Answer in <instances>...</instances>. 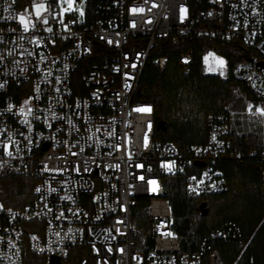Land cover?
Segmentation results:
<instances>
[{
  "label": "built area",
  "instance_id": "built-area-1",
  "mask_svg": "<svg viewBox=\"0 0 264 264\" xmlns=\"http://www.w3.org/2000/svg\"><path fill=\"white\" fill-rule=\"evenodd\" d=\"M133 7L145 11L132 14ZM93 10L92 22L87 13L82 22L74 13L66 15L63 24L59 16H49L52 33L41 23L25 33L15 19H4L21 13L18 0H0V129L12 132L20 148L15 159L0 151V179L31 175L37 180L33 201L25 207L0 200V264H27V246L41 259L33 264H55L54 259L63 264L75 248L77 264H222L213 245L239 239L240 229L227 224L212 230L198 252L181 253L166 184L169 177L186 175L191 194L228 190L221 159L227 153L243 156L231 150L230 116L210 114L206 142L178 146L155 139L154 106L138 101L137 93L147 65L164 70L169 63L167 56L151 59L154 48L198 36L232 42L241 56L230 66V77L264 99V0H94ZM194 58V50L187 49L178 64L189 72ZM29 97L31 131L18 115ZM248 154L264 164V145ZM167 162H173L172 171L162 167ZM153 180L158 187L149 183ZM66 196L71 199H61ZM141 200L149 215L143 244L134 239L133 225Z\"/></svg>",
  "mask_w": 264,
  "mask_h": 264
},
{
  "label": "trees",
  "instance_id": "trees-1",
  "mask_svg": "<svg viewBox=\"0 0 264 264\" xmlns=\"http://www.w3.org/2000/svg\"><path fill=\"white\" fill-rule=\"evenodd\" d=\"M20 8L30 6V0H18ZM94 0H89L87 17L96 19ZM193 49L195 58L188 73L179 66V56ZM213 51L228 61V69L241 54L232 42L208 40L204 37H186L179 45L170 43L156 47L151 59L167 56L169 63L164 70L153 64L147 65L137 93V100L154 106L156 123L155 139L171 140L178 146L187 143H205L207 118L212 113L229 115L237 93L248 91L245 85L235 82L229 75L226 79L207 73L202 65V56ZM82 71L75 74L81 79ZM251 97V93H249ZM159 122L167 123V130L157 129ZM231 150L243 154L241 158L229 153L221 159L223 175L229 183L226 192L220 194L194 195L187 191L186 175L167 179L166 198L172 210V228L179 240L181 253H196L205 236L212 230L227 224L240 229L241 237L232 241H218L213 245L222 264H264V164L249 152L264 145L254 134L235 135L230 132ZM34 176H7L0 179L1 202L8 207L23 208L34 198ZM134 239L145 243L149 230L147 203L141 200L133 214ZM32 229V228H31ZM75 248L71 260L63 264H77ZM41 260L27 246L24 261L33 264ZM69 262V263H68Z\"/></svg>",
  "mask_w": 264,
  "mask_h": 264
},
{
  "label": "snow or ice",
  "instance_id": "snow-or-ice-1",
  "mask_svg": "<svg viewBox=\"0 0 264 264\" xmlns=\"http://www.w3.org/2000/svg\"><path fill=\"white\" fill-rule=\"evenodd\" d=\"M13 2H15V0H13ZM215 2V0H214ZM241 4L245 3V0H240ZM76 3V0H55V7L59 8V12H57L55 15H53V13L50 11V8L52 7L47 0H31V4L29 8L25 9V13L26 14H19L16 17H5L4 19H15L16 23L22 28L23 32L27 33L29 31H33L36 28V24L37 23H41L44 26H46L44 28L45 31L52 33L53 29L52 27H47V25L49 24V16H52V19L55 20L57 16H59L61 19L59 20V22L61 24H63V16L67 13H71L74 11H78L79 15L81 17L84 16V10L83 7L80 8H74V5ZM66 5V6H65ZM156 5L153 4V7H155ZM233 7H237V5L233 4ZM5 11H8L7 8H5ZM145 11V9L143 7H133L132 9H130V12L132 14H137V13H143ZM187 9L185 8H181V13H182V18L183 15H186ZM47 14V15H46ZM253 14H257L256 13V9H253ZM209 15H211V13H209ZM233 20H236V17H232ZM74 22V21H73ZM146 23H151V20H147ZM135 22H132V27H135ZM238 26H239V21H237V27L234 30H238ZM244 27H247V21L244 22ZM64 29L67 31L68 30V26L64 25ZM12 31L14 32L15 29H12ZM50 43L54 44L55 41L52 40L50 41ZM108 43L111 44L112 41L108 40ZM23 54V53H22ZM29 55H31V53H29ZM209 55H212L211 53H209ZM4 57L0 56V60H3ZM205 62H207L208 57L206 56L205 58ZM53 63H55V61H53ZM218 63L220 66H224L226 64V62L222 59V58H218ZM65 67H67V65H65ZM133 68L136 67L135 64L132 65ZM39 70V69H37ZM21 72L25 71V69H20ZM49 75H51V73H49ZM45 80L48 79L47 76L44 77ZM59 78H57V83H59ZM4 84L0 83V88H3ZM36 93L40 92V87L39 85L36 86L35 89ZM55 91L59 92V89H55ZM35 99H39V95H36L34 97ZM33 97H29V100L24 101V106L20 107L19 111H18V115L19 117H21L22 119L20 120V123H22L23 125H27L29 128V131H31L32 129V124L30 122V120L27 118L28 116L32 115L33 113V109L31 106H29V101L32 100ZM13 105L9 104L8 106V112H12L13 109ZM27 108V110H26ZM253 109H255V111H253ZM141 109H137V111H140ZM247 110L249 112L250 115H259L261 117H264V106L261 105H251L249 104L247 106ZM14 115L16 113H13ZM54 115V114H53ZM37 119H39V117H36ZM45 122L47 123V120H45ZM49 127H51L52 125L49 123L48 124ZM97 131H99V129H97ZM6 134V139L4 138ZM22 135V134H21ZM27 139V137H25ZM92 137L90 136L89 139H91ZM212 140L215 141L216 140V136L215 134L212 136ZM31 140H28V143H31ZM145 146H147V140H145ZM13 149H15V152L13 151ZM0 151L3 152V154L11 159H15L16 158V154L19 153L20 148H19V144L18 142L13 139V133L8 131L7 128H2L0 129ZM73 155H76V153H72ZM2 163H0V167H2ZM139 167H142V165H138ZM162 167H165L166 169H168L169 171H172L173 168V162H167V163H162ZM77 171H79V169L77 168ZM142 178V177H141ZM193 180H195V177H192ZM150 184L158 187V184L156 181H149ZM200 183H203V181H200ZM156 187L153 188V191L156 190ZM195 190V189H193ZM37 192H40L41 189L37 188L36 189ZM52 192L57 191L55 188L51 189ZM61 199H71L70 196H66V197H61ZM3 205L0 204V210H3ZM9 211H11V209H9ZM49 211H51V209H49ZM63 215V213H61V216ZM59 218V217H58ZM120 223H122V221H120ZM167 235H172L171 233H168ZM33 239H35V237H33ZM112 249L109 248L108 251H111ZM120 251L122 252L123 249H120Z\"/></svg>",
  "mask_w": 264,
  "mask_h": 264
},
{
  "label": "rangeland",
  "instance_id": "rangeland-1",
  "mask_svg": "<svg viewBox=\"0 0 264 264\" xmlns=\"http://www.w3.org/2000/svg\"><path fill=\"white\" fill-rule=\"evenodd\" d=\"M47 2L52 6L50 8L51 12H59V8L55 7V0H47ZM30 4H31V0H30ZM88 5H89V0H79V1L76 0L74 8L83 7L84 15H85L88 9ZM29 7H26V8H29ZM26 8H21L20 14H26L25 13ZM73 13L75 15H78L81 22L83 21V17L79 15L78 11L65 14L63 16V19L65 18L66 15H70ZM209 53H211L212 55H209ZM206 56L208 57L207 62H205V59H204ZM218 58H222L226 62V64L224 66H220L218 63ZM201 62H202L204 70L207 73L219 75L223 79L227 78L229 69H228V61L225 57L213 51H209L208 53L202 56ZM182 71L184 73H188V72H185L183 69ZM249 104L264 106V99L251 97L249 95V92L246 90H244L242 93L236 94L235 100L232 102V105L228 107L229 116H230L231 132L235 135L254 134L257 136L259 142H263L264 141V117H261L259 115H250L247 110V106ZM70 264H74V263H70Z\"/></svg>",
  "mask_w": 264,
  "mask_h": 264
},
{
  "label": "water",
  "instance_id": "water-1",
  "mask_svg": "<svg viewBox=\"0 0 264 264\" xmlns=\"http://www.w3.org/2000/svg\"><path fill=\"white\" fill-rule=\"evenodd\" d=\"M77 1H79V0H77ZM157 129L162 130V131H166L167 130V123L166 122H159L157 124ZM199 164L202 165V163H199ZM53 262L55 264H59V259H54Z\"/></svg>",
  "mask_w": 264,
  "mask_h": 264
}]
</instances>
